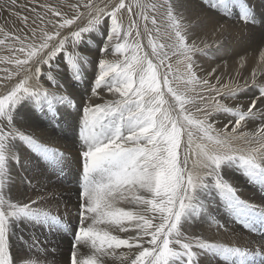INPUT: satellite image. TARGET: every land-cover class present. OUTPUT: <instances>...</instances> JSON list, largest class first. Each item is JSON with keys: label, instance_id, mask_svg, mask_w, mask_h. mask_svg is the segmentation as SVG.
<instances>
[{"label": "snow or ice", "instance_id": "6c2138e0", "mask_svg": "<svg viewBox=\"0 0 264 264\" xmlns=\"http://www.w3.org/2000/svg\"><path fill=\"white\" fill-rule=\"evenodd\" d=\"M202 4L212 15L185 17L179 0H0V17L7 14L0 25V51L7 53L0 54V264H45L36 238L24 254L14 251L16 229L63 223L48 207L55 194L33 184L34 177L20 181L31 195H14L25 146L63 157L22 129L20 111L75 106L57 61L80 79L89 60L78 49L96 33L102 44L82 106L77 223L67 264H264V206L242 199L226 178L239 174L264 190V41L247 71L243 57L231 72L204 68L199 60L222 50L220 38L231 26L256 20L248 0ZM102 90L112 98L101 103ZM213 205L260 236L237 244L197 232L203 224L230 231L212 215Z\"/></svg>", "mask_w": 264, "mask_h": 264}, {"label": "rangeland", "instance_id": "374dc122", "mask_svg": "<svg viewBox=\"0 0 264 264\" xmlns=\"http://www.w3.org/2000/svg\"><path fill=\"white\" fill-rule=\"evenodd\" d=\"M179 2L183 4V7L179 8V11L182 13L191 16L199 13L201 17L212 15L203 6L202 0H179ZM253 2L254 0H248V4L255 14L256 22L246 26L239 23L231 26L229 31L224 33L220 38L223 45L222 50L215 53L214 56L203 57L199 60V63L204 68L223 65L226 72H231L238 67V62L243 57L247 61L244 69L247 71L248 67L254 62V59H258V51L261 47V42L264 41V0H255ZM196 8H199L198 12ZM162 17L163 10L157 13L158 23L161 24V28L163 25ZM125 23H127V19ZM0 25H3L2 22H0ZM203 30L207 31L208 29ZM154 40L158 43H170L169 40H158L157 36L154 37ZM141 43L143 50L151 53V47L148 45V39L145 35L141 36ZM101 44L102 37L99 33H96L92 35V43L90 45L82 46L81 49H78L81 55L86 56L89 60V63L82 71L80 79L74 78L73 73L68 69L66 64L59 60L57 61L60 65L57 70L59 82L64 87V94L75 102L74 107L70 103L61 104L55 108L54 113L49 114L38 112L31 105H27L22 106L20 111L19 119L21 127H24L26 130L30 129L40 134V136H45V140L39 136H34V138L41 145H46L50 149H57L63 153L62 158L56 155L42 156L40 150H33L25 146L22 151L23 167L18 166L16 169L18 175L16 176L17 188L14 191V195L23 199L22 193L32 194V190L26 184L20 182L23 177L30 176L35 178L33 184L37 186L43 185L44 191L50 194L54 193L56 196V199L50 200L48 207L53 213H58L62 216V225L51 230H37L31 225L22 223L16 229V234L13 236L14 251L21 255L28 251L26 246L27 241L32 238L38 239L40 243L38 251L44 250L41 254L46 256L45 264H67L68 261L74 235L73 229L77 223L75 205L81 178L80 151L82 145L79 139V132L82 106L83 102L89 99L90 90L96 78L95 61ZM0 54L7 53L0 51ZM108 58L115 59L117 57L110 55ZM171 60H173V57H171ZM173 68L176 69L175 66ZM100 95L103 99L97 102L102 103L104 100L112 98L103 90ZM95 99L93 98L94 101ZM44 129L45 131H42ZM226 178L230 179L239 188L242 199L264 206V190H261L259 186L247 184L246 179L239 174H233ZM122 206L128 207V205ZM213 207H215L214 209H218L214 211L215 216H223L235 223L222 206L213 205ZM66 208L70 209L69 213H66ZM203 225L195 230L213 239L217 232L210 233L203 228ZM239 226L242 227L241 225ZM245 230L248 231L247 229ZM220 233L226 234L222 231ZM254 234L260 235V232ZM19 236H23L24 240L21 241L18 238ZM253 237L255 239V236ZM224 241L228 240L225 238ZM259 259L258 257V262ZM213 264H216V262H213Z\"/></svg>", "mask_w": 264, "mask_h": 264}, {"label": "bare ground", "instance_id": "6f19581e", "mask_svg": "<svg viewBox=\"0 0 264 264\" xmlns=\"http://www.w3.org/2000/svg\"><path fill=\"white\" fill-rule=\"evenodd\" d=\"M254 2H255V0H254ZM197 5H198V3H197ZM196 11L198 12L199 8H196ZM183 15L185 17H192L191 15L185 14V13H183ZM5 18H7V14L6 13L4 14L3 17H0V22H2V24L4 23V19ZM163 23H164V21H163ZM162 32H163V25H162ZM155 36L156 35L153 34V37H155ZM145 37H147V35H145ZM147 39H148V37H147ZM157 39L158 40H161V39L168 40L167 37L164 36V35L157 36ZM173 61H176V62H173ZM170 62L173 64V67L175 66L176 69H179L181 72L183 71V69H181L183 66L179 65L177 63V57L173 56V60L170 59ZM22 129L25 130L28 133H31L33 136H39L40 138H44V140H45V136H40V134L35 133L32 130H30V129L26 130L24 127H22ZM42 131H45V129L42 130ZM73 153L75 154V152H73ZM213 208H215V207H213ZM212 214H213V216H215L214 215V211L212 212ZM215 218L218 219V220H221V222H225L226 221L228 226H229L230 231L228 233H226V234L216 233L214 235L213 239L221 240L223 242L231 241V242H234V243H237V244H248V243H250L251 241L257 239L260 236V235H255V234H252V233L246 231L244 228H242L239 225L231 222V219L229 220V219H227V218H225L223 216H221V217L215 216ZM203 228L206 231L210 232V233L216 232L215 228H209V226L207 224H204ZM253 236H255V239H253L254 238ZM225 238L228 241H224Z\"/></svg>", "mask_w": 264, "mask_h": 264}]
</instances>
